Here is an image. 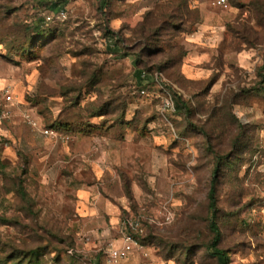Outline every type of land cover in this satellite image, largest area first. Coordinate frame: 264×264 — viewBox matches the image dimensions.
Wrapping results in <instances>:
<instances>
[{
	"label": "rangeland",
	"instance_id": "374dc122",
	"mask_svg": "<svg viewBox=\"0 0 264 264\" xmlns=\"http://www.w3.org/2000/svg\"><path fill=\"white\" fill-rule=\"evenodd\" d=\"M215 1L0 0V88L15 99L0 126V264H107L127 219L143 248L125 264H218L214 176L229 264H264V0ZM62 7L65 21H44ZM200 13L230 31L212 60Z\"/></svg>",
	"mask_w": 264,
	"mask_h": 264
},
{
	"label": "built area",
	"instance_id": "2783aa9c",
	"mask_svg": "<svg viewBox=\"0 0 264 264\" xmlns=\"http://www.w3.org/2000/svg\"><path fill=\"white\" fill-rule=\"evenodd\" d=\"M215 3L222 7L228 8V0H216ZM68 17V11L66 8L62 7L56 11L46 12L44 21L47 22H57V21H65ZM156 78L159 81L161 80V75L157 74ZM142 94H146V90L143 89L141 91ZM161 99V106L160 111L162 113H169L175 110L174 102L170 94L162 97ZM15 99L13 97V85L11 83H6L2 88H0V126L6 122L7 120L11 119L13 116V104ZM23 119L25 122L31 126L33 129L41 132L45 136H49L52 138H58V133L48 127H43L40 123L39 119L30 111H26L22 114ZM127 229H131L134 233H141L142 232V225L139 220H131L127 219L123 222L122 227V242L120 245L114 242H110L106 245L105 248V261L107 264H125V262L129 259L131 254L136 249L143 248L142 243L139 242L137 238L133 236V234L127 233ZM86 238L87 240L90 239L89 236H83V239Z\"/></svg>",
	"mask_w": 264,
	"mask_h": 264
},
{
	"label": "trees",
	"instance_id": "16d2710c",
	"mask_svg": "<svg viewBox=\"0 0 264 264\" xmlns=\"http://www.w3.org/2000/svg\"><path fill=\"white\" fill-rule=\"evenodd\" d=\"M56 6H58V5L55 4L54 7L57 8ZM204 23H205L204 16L201 14V19H200V22L197 24V26L204 24ZM244 23H242V24H244ZM233 24H236V25H233ZM233 24L231 23V25L233 27H236V29L239 25H241V23L239 21L236 23H233ZM244 26H246V25L244 24ZM234 34L237 38H239V39L241 38V35L239 33L235 32ZM241 39H243V38H241ZM243 46L248 48V45L245 43V41L243 43ZM263 66H264V64H263ZM143 73H144V71H139V77L140 78H142ZM179 104H180V101H179ZM179 104L177 105L178 109H180ZM217 193H218V191H217V184H216V176H214L213 180L211 181L210 190H209V194H208V207H209V214H210L209 228L213 234V239L209 245V250H210L212 256L214 258H216V260L218 261V264H229L230 258L228 256L227 252L221 247L222 231H221V227H220L219 222H218L219 207H218ZM140 235L141 234L135 233L133 236L135 238H137L139 240V242L141 243L142 241H141Z\"/></svg>",
	"mask_w": 264,
	"mask_h": 264
},
{
	"label": "crops",
	"instance_id": "0c3cea01",
	"mask_svg": "<svg viewBox=\"0 0 264 264\" xmlns=\"http://www.w3.org/2000/svg\"><path fill=\"white\" fill-rule=\"evenodd\" d=\"M203 16H204V20H205V23L204 24H201L200 25V31L198 32V33H196L195 34V40L198 42V41H201L202 42V39H203V41H205V43H214V46H212V47H207V48H205L204 49V51H207V53H209V57L207 58V57H205V59H204V57H201L200 55L202 54V52H201V54L198 52L199 50V46H197V52L194 50L191 54H190V57L191 56H194L192 59H193V61H194V63L196 64V65H193V67H192V69H196L197 68V66H200L199 64L201 63V62H204V60H212L215 56H216V54L217 53H219V52H221V50H220V46L218 47V46H216L215 47V45H216V43L217 42H220V37H219V33L221 34H223V36L225 35V41L228 39V34H229V32L227 31V28H226V25L224 24V23H221V20L220 19H217L216 17H214L213 18V23H212V21H211V19H210V15L208 16V18L206 17V15H204V14H202ZM215 18H216V20H218L217 22L218 23H215ZM218 24V25H217ZM218 29V30H217ZM206 30L207 31H209V30H212V31H209L208 33H207V37H205V38H203V35H205V33L204 32H206ZM220 30V31H219ZM219 32V33H218ZM206 36V35H205ZM224 38V37H223ZM204 39H206V40H204ZM203 43V42H202ZM248 48L247 47H245V46H243L238 52H239V55L241 56V54L243 53V52H248V50H247ZM204 59V60H203ZM184 74H185V76L187 77V76H189V78L192 76H194V72H192V71H187V70H185L184 69Z\"/></svg>",
	"mask_w": 264,
	"mask_h": 264
}]
</instances>
